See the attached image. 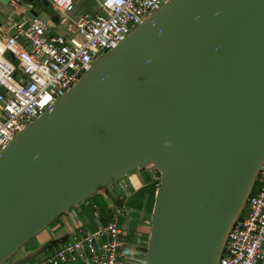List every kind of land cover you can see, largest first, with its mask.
<instances>
[{"label": "water", "instance_id": "1", "mask_svg": "<svg viewBox=\"0 0 264 264\" xmlns=\"http://www.w3.org/2000/svg\"><path fill=\"white\" fill-rule=\"evenodd\" d=\"M263 163L264 0H169L0 151V264L151 165L143 264H220Z\"/></svg>", "mask_w": 264, "mask_h": 264}, {"label": "built area", "instance_id": "2", "mask_svg": "<svg viewBox=\"0 0 264 264\" xmlns=\"http://www.w3.org/2000/svg\"><path fill=\"white\" fill-rule=\"evenodd\" d=\"M50 1L59 12L55 23L35 14L27 23L11 19L5 30L0 21V151L68 92L95 59L169 0H100L98 10L78 16L72 15L75 0ZM255 185L228 234L220 264H264V163ZM111 209L108 221L80 224L74 237L25 264H125L126 200Z\"/></svg>", "mask_w": 264, "mask_h": 264}, {"label": "rangeland", "instance_id": "3", "mask_svg": "<svg viewBox=\"0 0 264 264\" xmlns=\"http://www.w3.org/2000/svg\"><path fill=\"white\" fill-rule=\"evenodd\" d=\"M76 14L78 12H87V11H95L97 10V6L95 4V0H81V5L77 7ZM97 8V9H96ZM54 31H58V27L54 28ZM159 171V170H158ZM156 172L155 168L153 169L151 166H148L143 169H135L129 172L124 178L108 184L107 186L100 189V191H104L105 188L108 191H113L115 188H119L123 194H126L127 189L135 190L141 184H147L150 181H160V171ZM154 176H158V179H155ZM159 185V184H158ZM157 190V189H156ZM129 194V192H128ZM118 195V194H117ZM120 197V194L117 196ZM109 198V197H108ZM121 198V197H120ZM92 196L80 202L81 206L84 207L85 218L90 219L89 225L97 224L102 222V217L105 215V211L102 209H96L92 204ZM122 200V198H121ZM124 201L127 199H123ZM81 207V208H82ZM76 206L71 207L75 209ZM83 210V208H82ZM66 213V212H65ZM60 215L58 218L54 219L52 222L48 224V226L41 231L40 233L34 235L30 238L22 247L18 249V251L12 255L4 264H25L27 261H36L40 260L45 254L49 252L51 245L60 244L62 241L72 238L77 234V228H74L72 232L67 228V223L63 220L64 215ZM125 231L128 232V236H130L133 241L134 247H136L135 252L130 251L127 253V257L129 255L137 256L138 262H133V264H143L145 260V255L148 247V239L150 235V230L152 226L151 216H146L145 212H141L140 217L130 216L126 214L125 216ZM63 222V223H62ZM86 221H80L83 223ZM53 234H60V238L54 237ZM68 237V238H67ZM129 241V240H128ZM138 248V249H137ZM138 252H137V251ZM126 257V261L129 258Z\"/></svg>", "mask_w": 264, "mask_h": 264}, {"label": "crops", "instance_id": "4", "mask_svg": "<svg viewBox=\"0 0 264 264\" xmlns=\"http://www.w3.org/2000/svg\"><path fill=\"white\" fill-rule=\"evenodd\" d=\"M21 2L13 1L11 3H7V0H0V21L2 23V27L5 30L8 29V26L11 23V19L21 20V21L27 23L30 20V18L33 17V15L37 14L41 18H43L47 21H50L51 23H55L59 18V12H57L55 10V8L52 5L50 0H42V1L41 0H35L33 2L28 1V0H23ZM99 3H100V0H95V4H96L98 9L100 7ZM75 4H76L75 9L73 10L72 15L78 16V15L82 14V12H78L79 14H76L77 12H75V11H77V9H78L77 7L79 5H81V0H75ZM31 9H34L35 12L34 13L31 12L32 11ZM141 185L143 186L144 183ZM139 187H137L135 190H137ZM126 189H127L126 194H123L119 188H115L113 191H108L105 189L103 191V193L107 195V200H108L109 204L111 205L112 203L117 202L118 199H119V201L121 198H122V200L127 199V197H129V195H131L135 191V190H131V189L129 190L128 188H126ZM128 192H129V194H128ZM117 194L118 195L120 194L121 198L120 197L118 198ZM65 214L66 215H64L62 221H64V223L65 222L67 223V225H68L67 228L71 232L74 228H76L80 224L81 225L87 224V223L89 224L88 220H90V219L84 220V218H85L84 212L82 211V208L78 205L76 206L75 209H72V210L70 209ZM81 220L86 221V222L80 223ZM53 235L56 238H58L60 236V234H53ZM130 251L134 252V246L131 247ZM129 256L131 257L132 261L134 260L133 262L139 261L137 256H132V255H129Z\"/></svg>", "mask_w": 264, "mask_h": 264}, {"label": "trees", "instance_id": "5", "mask_svg": "<svg viewBox=\"0 0 264 264\" xmlns=\"http://www.w3.org/2000/svg\"><path fill=\"white\" fill-rule=\"evenodd\" d=\"M159 183H160L159 180L153 182L150 181L149 183L143 186L141 185L137 190H135L131 195H129L126 201L127 214L130 216L131 215L137 216L138 218L140 217L141 212H145L146 216H151L155 203L156 189L158 188ZM91 196L93 199L92 200L93 206L96 209H102L105 211V215L102 217L101 223L108 221L112 215V209H111V205L107 200V195L104 194L103 191L98 190L95 193H93ZM116 203H120L119 199L117 200ZM78 206L82 207L81 204H79ZM82 208H83L82 211L84 212V207ZM97 224H92V225L96 226ZM130 236L126 237V239L129 241L132 240Z\"/></svg>", "mask_w": 264, "mask_h": 264}, {"label": "flooded vegetation", "instance_id": "6", "mask_svg": "<svg viewBox=\"0 0 264 264\" xmlns=\"http://www.w3.org/2000/svg\"><path fill=\"white\" fill-rule=\"evenodd\" d=\"M133 241H134V239H132L131 241H129V243H128V247L131 249V247L132 246H134L133 245ZM135 249H136V247H134V252H135ZM138 249V248H137ZM137 251V250H136ZM138 252V251H137ZM129 258V260L128 261H125V264H133L131 261V257L129 256L128 257Z\"/></svg>", "mask_w": 264, "mask_h": 264}]
</instances>
